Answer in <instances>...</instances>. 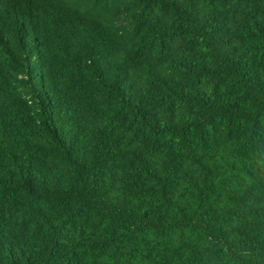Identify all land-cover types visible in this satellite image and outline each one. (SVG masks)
Wrapping results in <instances>:
<instances>
[{
  "label": "trees",
  "instance_id": "1",
  "mask_svg": "<svg viewBox=\"0 0 264 264\" xmlns=\"http://www.w3.org/2000/svg\"><path fill=\"white\" fill-rule=\"evenodd\" d=\"M125 1L0 0V264H264V0Z\"/></svg>",
  "mask_w": 264,
  "mask_h": 264
},
{
  "label": "rangeland",
  "instance_id": "2",
  "mask_svg": "<svg viewBox=\"0 0 264 264\" xmlns=\"http://www.w3.org/2000/svg\"><path fill=\"white\" fill-rule=\"evenodd\" d=\"M101 1H107L111 4L114 3L115 5H117L120 8L119 12L121 14L122 20H124L127 17L126 13L130 10V5L125 0H101Z\"/></svg>",
  "mask_w": 264,
  "mask_h": 264
}]
</instances>
